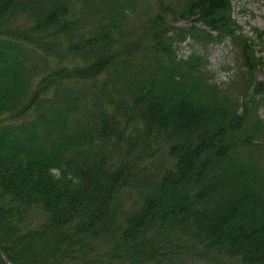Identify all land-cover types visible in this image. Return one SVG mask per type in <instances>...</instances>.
<instances>
[{"label": "trees", "instance_id": "trees-1", "mask_svg": "<svg viewBox=\"0 0 264 264\" xmlns=\"http://www.w3.org/2000/svg\"><path fill=\"white\" fill-rule=\"evenodd\" d=\"M234 6L0 0V264H264V30Z\"/></svg>", "mask_w": 264, "mask_h": 264}, {"label": "rangeland", "instance_id": "rangeland-1", "mask_svg": "<svg viewBox=\"0 0 264 264\" xmlns=\"http://www.w3.org/2000/svg\"><path fill=\"white\" fill-rule=\"evenodd\" d=\"M234 16L238 19L244 30L248 34H252L253 27H259L264 30V0H235ZM179 24H189L186 21H181ZM231 44L226 43L217 45L211 53L210 63L211 68L216 69L218 80H226L233 72L235 61L234 52L231 51ZM191 50L189 44H184L180 53L182 55L188 54ZM259 53L264 58V38L263 43L259 46ZM260 112L264 117V105L261 107Z\"/></svg>", "mask_w": 264, "mask_h": 264}]
</instances>
